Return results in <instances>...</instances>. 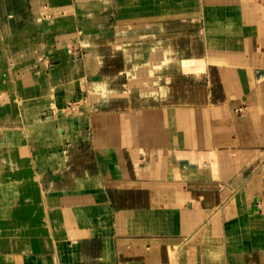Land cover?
Returning a JSON list of instances; mask_svg holds the SVG:
<instances>
[{
	"label": "crops",
	"instance_id": "0c3cea01",
	"mask_svg": "<svg viewBox=\"0 0 264 264\" xmlns=\"http://www.w3.org/2000/svg\"><path fill=\"white\" fill-rule=\"evenodd\" d=\"M0 264H264V0H0Z\"/></svg>",
	"mask_w": 264,
	"mask_h": 264
}]
</instances>
